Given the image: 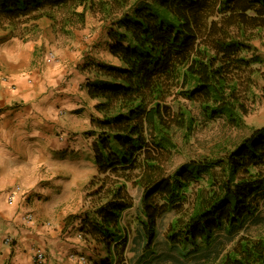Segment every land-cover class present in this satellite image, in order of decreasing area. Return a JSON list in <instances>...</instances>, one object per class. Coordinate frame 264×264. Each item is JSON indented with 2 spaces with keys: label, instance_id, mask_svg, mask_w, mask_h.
I'll return each mask as SVG.
<instances>
[{
  "label": "trees",
  "instance_id": "obj_1",
  "mask_svg": "<svg viewBox=\"0 0 264 264\" xmlns=\"http://www.w3.org/2000/svg\"><path fill=\"white\" fill-rule=\"evenodd\" d=\"M126 7L130 11L114 16ZM55 9L68 14L57 20ZM87 10L113 16L109 49L121 64L87 66L94 72L86 88L97 100L90 133L100 176L90 183V206L80 223L84 236L110 254L125 247L122 217L133 207L131 179L110 172L135 170L141 155L142 174L133 184L144 190L151 254L164 207L156 197L175 206L191 183L215 169L222 175L218 190L182 228H169V242L207 244L217 231L254 214L264 199V126L223 157L190 160L173 174L166 166L176 148L174 129L189 134L195 125L179 99L198 104L204 118L224 117L235 127L252 112L255 65L262 62L252 43L264 31V0H0V27L16 29L49 17L62 30L74 28L85 24ZM221 264H264V238L242 237Z\"/></svg>",
  "mask_w": 264,
  "mask_h": 264
},
{
  "label": "crops",
  "instance_id": "obj_2",
  "mask_svg": "<svg viewBox=\"0 0 264 264\" xmlns=\"http://www.w3.org/2000/svg\"><path fill=\"white\" fill-rule=\"evenodd\" d=\"M46 35L34 41L0 29V264H35L38 247L47 256L42 264H76L70 255L86 249L81 218L63 231L61 220L74 213L68 203L58 221L49 209L54 200H69L63 197L67 187L79 188L96 173L93 156L83 160L80 154L91 153L82 131L97 100L88 94L86 76L71 67L74 56L56 50L59 59L53 61L43 53L50 50H41ZM43 177L49 183L41 187Z\"/></svg>",
  "mask_w": 264,
  "mask_h": 264
},
{
  "label": "rangeland",
  "instance_id": "obj_3",
  "mask_svg": "<svg viewBox=\"0 0 264 264\" xmlns=\"http://www.w3.org/2000/svg\"><path fill=\"white\" fill-rule=\"evenodd\" d=\"M83 9L82 6L78 10L82 11ZM125 11H130V8L126 7L119 13H114V16ZM51 13L57 20H61L68 14V11L66 9H55ZM112 17H108L99 11L87 10L85 24L74 28L67 27L62 30L59 25L55 24L53 19L44 17L38 20L39 24L38 21H34L28 23V25L23 24L22 27L16 29L7 27V25L0 27V29L10 31L13 36H26L27 39L34 41H38L42 34H48L41 45V50L45 51L46 48L50 50L43 53H48V58L53 61L59 59L56 50L59 51L60 56H74V63L71 64V67L79 74L86 76L84 80L87 81L94 77V72L87 68L88 64H121L109 49L111 43L109 31L112 28ZM46 40H48V43ZM252 44L257 48V56L262 59L260 64L255 65L258 71L255 74V102L252 112L245 117L242 126L235 127L230 125L224 117L208 120L201 114L198 104L179 99L181 104L195 118V125L189 134L186 130L174 129L173 140L176 148L166 166L167 174H173L178 167L190 160H199L205 157H223L244 138L248 137L254 129L264 126V31ZM52 55L53 57H51ZM176 90L177 87H175L174 92ZM173 99L174 95H171L168 101L171 103ZM93 114L96 115V112ZM91 117L89 128L82 131V140L87 139L92 144L94 136L90 133L92 130ZM90 147L91 153L84 151L80 154L83 160H87L88 156H93L92 146L90 145ZM143 159L144 155H141L139 165L135 170L121 171L118 174L110 172L112 178H119L124 181V178L129 176V179H131L127 184L133 197V207L125 211L122 217V230L127 234L125 247L118 246L116 252L110 254L105 246L98 245L90 236L87 238L81 235V242H86V249L79 253H73V255L69 254L71 257L85 256L88 259L86 264H221L225 255L234 248L242 237L264 238V199H262L254 214L246 216L235 227L226 226L217 231L207 244L198 242L195 246L169 242L167 239L169 228L171 226L176 229L182 228L196 207L202 205L215 190H218L222 175L218 169H215L213 176L204 175L198 182L191 183L175 206L165 204L161 196L156 197V201L164 207L161 208L156 220L155 242L151 254L147 251L148 236L144 230L146 222L142 204L144 190L133 184L134 180L139 179L142 174ZM95 165L96 173L94 177H90L89 181H83L79 188L67 187L64 190L63 197L69 199L68 201L56 204L54 200V203H51L52 208L49 211L56 221L61 216L63 217L64 213L61 212L65 211L63 207L67 203L70 207L68 211H74V213L61 220L64 222L63 231L67 229L73 218L76 222L78 219L83 218L89 209L92 197L90 183L94 178L100 176L99 167L96 163ZM80 168L83 171V168ZM48 183V178L43 177L40 186L44 187ZM78 225L80 226V222ZM76 264L80 263L76 262Z\"/></svg>",
  "mask_w": 264,
  "mask_h": 264
},
{
  "label": "built area",
  "instance_id": "obj_4",
  "mask_svg": "<svg viewBox=\"0 0 264 264\" xmlns=\"http://www.w3.org/2000/svg\"><path fill=\"white\" fill-rule=\"evenodd\" d=\"M51 57H53V55ZM19 190H20V188H16L15 190H13L10 193V195L8 197V199H9L10 202H13L15 200V198H16L17 193L19 192ZM25 219L28 220V221H32L33 220L32 214L26 215V218ZM4 240L8 244H12L13 243V238L10 237V236H5L4 237ZM46 258H47L46 252H44L42 250V248L38 247V250L34 253V256H33L34 263L35 264H42V263H44L46 261ZM73 258H74V260L76 262H78L80 264H86V263H88V259L85 256L77 255V256H74Z\"/></svg>",
  "mask_w": 264,
  "mask_h": 264
}]
</instances>
